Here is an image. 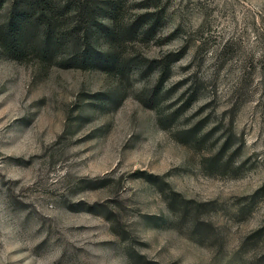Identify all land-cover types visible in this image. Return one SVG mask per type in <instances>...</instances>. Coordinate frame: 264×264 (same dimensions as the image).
I'll list each match as a JSON object with an SVG mask.
<instances>
[{
  "label": "rangeland",
  "instance_id": "obj_1",
  "mask_svg": "<svg viewBox=\"0 0 264 264\" xmlns=\"http://www.w3.org/2000/svg\"><path fill=\"white\" fill-rule=\"evenodd\" d=\"M117 1V69L0 50V264H264V0Z\"/></svg>",
  "mask_w": 264,
  "mask_h": 264
},
{
  "label": "trees",
  "instance_id": "obj_2",
  "mask_svg": "<svg viewBox=\"0 0 264 264\" xmlns=\"http://www.w3.org/2000/svg\"><path fill=\"white\" fill-rule=\"evenodd\" d=\"M7 1L0 22V50L7 59L46 72L117 69L116 38L123 28L117 0H0V9Z\"/></svg>",
  "mask_w": 264,
  "mask_h": 264
}]
</instances>
